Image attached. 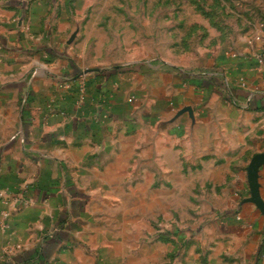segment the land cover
<instances>
[{
	"label": "rangeland",
	"instance_id": "rangeland-1",
	"mask_svg": "<svg viewBox=\"0 0 264 264\" xmlns=\"http://www.w3.org/2000/svg\"><path fill=\"white\" fill-rule=\"evenodd\" d=\"M48 2L44 12L49 20L43 29L60 40L55 50L67 52L83 71L81 78L92 69L127 70L117 83L132 87L125 95L127 104L137 110L135 115L142 110L157 112L170 99V80L175 76L204 77L221 68L217 61L228 63L223 66L230 70L244 64L240 71L263 62L264 0ZM37 24L41 31L42 23ZM30 67L33 70L34 66ZM40 68L39 75H44V67ZM17 72L7 69L6 81L18 78ZM84 88L81 81L78 93ZM26 92L20 90L16 100L8 93L6 102L11 100L13 105L0 103V153L18 135L19 112L28 106L24 103ZM105 104L99 100L98 105ZM95 129L101 132L102 148L96 153L89 149L85 162L76 168L84 205L68 218L80 226L58 247L49 264H264V245H260L264 225L250 234L256 237L257 248L248 258H233L229 263L224 251H219L220 244L229 241L216 235L210 204L218 193L211 192L204 180L190 172L192 166L183 164V178L175 189L157 177L160 170L156 164L143 165V169L140 163L134 165L132 172L141 173L142 169L145 175L148 171L149 180L131 181L122 144L121 171L114 178L111 170L115 165L106 147L109 126L98 124ZM116 138L125 143V135ZM21 188L26 190L24 185ZM62 201L60 197L44 204L31 199L11 204L9 198L0 199V264H25L17 263L19 255L35 245L32 264H37L43 241L62 229L53 225L63 214Z\"/></svg>",
	"mask_w": 264,
	"mask_h": 264
},
{
	"label": "crops",
	"instance_id": "crops-1",
	"mask_svg": "<svg viewBox=\"0 0 264 264\" xmlns=\"http://www.w3.org/2000/svg\"><path fill=\"white\" fill-rule=\"evenodd\" d=\"M48 3L0 0V103L13 105L11 100L6 102L7 94L12 93L16 100L19 91L25 89L24 103L28 105L19 112L18 135L0 153V190L11 204L26 199L37 204L63 199V214L53 224L62 229L43 241L37 264H49L58 247L80 226L68 221L84 205L76 168L85 162L89 149L96 153L102 148L101 132L95 129L98 124L109 126L106 147L115 165L111 170L114 178L121 171L122 144L131 181L148 182L143 165L156 164L160 170L157 177L175 189L183 178V164H189L190 172L204 180L211 192L218 193L216 200L210 201L216 235L229 241L221 243L219 251H224L229 263L253 254L256 237L250 234L263 227L264 219L246 201V169L254 155L264 152V58L260 66H250L246 71H240L244 64L230 70L223 66L228 63L217 61L221 68L204 77L175 76L170 80L173 88L169 101L157 112L142 110L135 115L137 110L127 104L125 95L132 87L117 83L127 70L92 69L81 78L83 71L67 52L55 50L60 40L43 29L49 20L44 12ZM38 21L41 31L36 27ZM40 65L44 75H39ZM7 69H17L18 78L7 82ZM81 81L85 88L78 93ZM99 100L106 104L98 105ZM124 135L125 143L118 142L116 136ZM138 163L143 166L141 173L132 172ZM257 174L264 200V165ZM169 183L165 186L170 187ZM36 249L37 245L23 251L25 261L32 258L22 263L32 264Z\"/></svg>",
	"mask_w": 264,
	"mask_h": 264
},
{
	"label": "water",
	"instance_id": "water-1",
	"mask_svg": "<svg viewBox=\"0 0 264 264\" xmlns=\"http://www.w3.org/2000/svg\"><path fill=\"white\" fill-rule=\"evenodd\" d=\"M262 165H264V152L254 155L247 166L246 174L249 188V198L246 201L254 205L264 219V200L260 193V185L258 183L257 174L259 167Z\"/></svg>",
	"mask_w": 264,
	"mask_h": 264
},
{
	"label": "trees",
	"instance_id": "trees-1",
	"mask_svg": "<svg viewBox=\"0 0 264 264\" xmlns=\"http://www.w3.org/2000/svg\"><path fill=\"white\" fill-rule=\"evenodd\" d=\"M261 253H262V252H261ZM261 253H258V255H257V256L261 255ZM23 256H24V253H21V254L19 255V257H20V258L17 260V263H18V262H21V263H22L23 261H25V259H24V257H23ZM42 256H43V255H42ZM43 257H44V256H43ZM31 258H32V256H30V258H29V259H31ZM29 259H28V260H26L25 262H30V260H29ZM258 259H259V257H256V261H258ZM10 264H16V262H13V263H10Z\"/></svg>",
	"mask_w": 264,
	"mask_h": 264
},
{
	"label": "built area",
	"instance_id": "built-area-1",
	"mask_svg": "<svg viewBox=\"0 0 264 264\" xmlns=\"http://www.w3.org/2000/svg\"><path fill=\"white\" fill-rule=\"evenodd\" d=\"M3 198H5L4 192H0V199H3ZM22 202H23V200H22Z\"/></svg>",
	"mask_w": 264,
	"mask_h": 264
}]
</instances>
